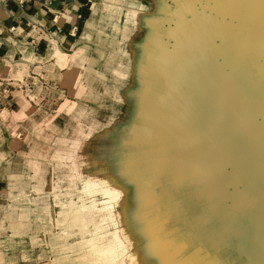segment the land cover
<instances>
[{"label":"rangeland","instance_id":"1","mask_svg":"<svg viewBox=\"0 0 264 264\" xmlns=\"http://www.w3.org/2000/svg\"><path fill=\"white\" fill-rule=\"evenodd\" d=\"M11 1L0 0V5ZM168 1L100 0L95 9L93 2L86 6L76 50L63 56L65 88L61 82L48 84V92L65 91L64 106L58 112L52 107L48 114L36 113L32 127L13 132L16 142H26L18 147L13 164L14 172L21 173L18 189L0 197V264H104L90 255L84 242L93 224L73 221L68 210L92 199L82 189L95 169L107 168L124 155L151 151L152 173L173 182L177 191L189 186L195 222L207 228L212 254L228 256L225 264H264V80L254 74L251 63L257 58L264 65V0L240 4L241 26L236 21L232 26L250 31L245 41L255 51L234 67L221 66L222 57L209 48L221 42L219 31L228 29L225 24L217 30L226 16L213 5L218 19L209 22L202 15L198 32L187 34L186 52L180 55L183 60L187 52L197 57L189 65L176 60L175 69L193 76L202 69L203 77L212 72L211 88L205 96L178 103L175 117L187 122L190 131L177 123L178 134L160 143L153 137L164 126L163 114L169 120L170 110H160L168 85L154 65L163 42L153 39L146 20L152 15L179 20L166 7ZM104 2L125 8L142 3L146 20L126 25L125 14L108 13ZM14 60V76L22 78L27 67ZM46 98L28 99L43 109ZM11 113L6 108L7 120L2 122H9ZM95 196L103 200L101 194ZM104 225L114 229L112 222Z\"/></svg>","mask_w":264,"mask_h":264},{"label":"bare ground","instance_id":"2","mask_svg":"<svg viewBox=\"0 0 264 264\" xmlns=\"http://www.w3.org/2000/svg\"><path fill=\"white\" fill-rule=\"evenodd\" d=\"M241 3L243 0H169L166 7L179 17V20L170 17L163 19L155 15L146 20L148 13L142 3H130L128 8L111 2L103 3V9L108 13L113 11H117L119 15L124 13L126 25L130 22L141 25L146 20L153 30V39L159 43L163 42V50L154 65L168 85V92L162 96V103L160 102V110L166 106L170 111L169 120L163 114L164 126L160 127L161 131L155 134L154 141L161 143L168 138H174L178 134L175 129L177 123L190 131L187 122H178L175 117L179 111L178 103L194 95L200 96L204 93L203 96H205V92L211 88L212 78L209 76L212 72L208 77H203L202 69L195 76L181 70L182 68L175 69L176 60L189 65L190 59L197 57L196 54L193 56L187 52L186 59L183 60L180 53L186 52L187 34L190 32L193 35L197 31L195 28L202 15L207 16L209 22L218 17V12L226 16L216 27L219 31V28L226 24L228 28L219 31L221 42L209 47L218 57H222L221 66L234 67L240 60H246L250 53L255 51L245 41L248 36L246 33L250 31L244 33L240 27L232 26L234 21L239 22L241 26L240 20L243 16L238 14ZM212 5L217 13L212 9ZM91 7L95 9L97 4L92 3ZM193 38L194 36L191 37V42ZM251 63L256 72L254 74L258 73L264 80V65L257 58ZM191 112L193 113V110ZM151 155L153 157L155 152L124 155L113 161L107 168L95 169L94 174L86 179L82 191L84 190L83 193L89 194L92 199L88 203L70 206L71 210L68 212L72 213L73 221L78 220L84 223L90 220L93 224L94 229L91 234L88 233L91 237L87 241L84 240L90 247L87 249L91 251L90 255L97 256L104 264H225L224 258L228 256L212 254L206 239L207 228L195 222L194 211L187 198L190 193L189 186L184 185L181 188L182 192L177 191L178 188L176 189L173 182L170 184L152 173L149 163ZM96 194L102 195L101 202L95 198ZM108 221L112 222L114 229H106L107 225L104 224ZM84 226L85 224L83 229L86 228ZM94 263H97V260Z\"/></svg>","mask_w":264,"mask_h":264},{"label":"crops","instance_id":"3","mask_svg":"<svg viewBox=\"0 0 264 264\" xmlns=\"http://www.w3.org/2000/svg\"><path fill=\"white\" fill-rule=\"evenodd\" d=\"M96 1L100 0H28L24 4L11 1L0 5V76L11 83L10 92L0 90V103L12 112L9 122L0 121V197L18 189L21 173L14 172L13 164L26 141L16 142L13 132L32 127L36 113L48 114L52 107L58 112L64 106L65 91L48 92L49 86H30L32 78L38 74L48 84L61 82L65 88L63 56L75 52L86 6ZM14 57L27 67L22 78L14 76ZM28 96L47 97L41 105L44 108L36 107Z\"/></svg>","mask_w":264,"mask_h":264},{"label":"built area","instance_id":"4","mask_svg":"<svg viewBox=\"0 0 264 264\" xmlns=\"http://www.w3.org/2000/svg\"><path fill=\"white\" fill-rule=\"evenodd\" d=\"M6 1V0H3ZM14 2L18 3V4H24L25 2H27L28 0H13ZM76 28H74L73 30L75 31ZM34 42V41H33ZM35 77L32 78V83L30 84V86H34L37 87L38 86V82L36 81V78H39V81L41 83V86L44 88H47L48 83L46 82V79H44L42 76H39L38 74H34ZM19 83H22L21 80H17ZM10 87H11V83L10 80L7 79V77H1L0 76V90H2L4 93H8L10 92ZM28 98L31 100L32 97L28 96ZM0 103V121H4L6 118H4V110L6 109V107ZM7 120V119H6Z\"/></svg>","mask_w":264,"mask_h":264}]
</instances>
